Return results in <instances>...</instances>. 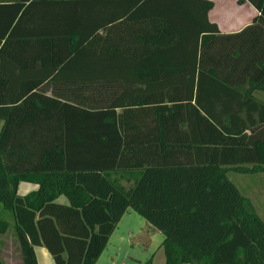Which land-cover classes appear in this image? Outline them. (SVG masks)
Masks as SVG:
<instances>
[{
	"label": "trees",
	"instance_id": "obj_1",
	"mask_svg": "<svg viewBox=\"0 0 264 264\" xmlns=\"http://www.w3.org/2000/svg\"><path fill=\"white\" fill-rule=\"evenodd\" d=\"M244 2L257 17L222 34L209 0H0L18 264L35 247L95 264L127 210L161 233L165 264H264V222L227 177L264 172V0Z\"/></svg>",
	"mask_w": 264,
	"mask_h": 264
},
{
	"label": "rangeland",
	"instance_id": "obj_2",
	"mask_svg": "<svg viewBox=\"0 0 264 264\" xmlns=\"http://www.w3.org/2000/svg\"><path fill=\"white\" fill-rule=\"evenodd\" d=\"M254 97L264 103V94L262 92L255 93ZM227 177L245 198L247 204L264 222V172L249 175L232 172ZM1 210L0 207V218L8 221V229L5 234L0 235V254L8 258V255L11 254L10 249H8V241L11 242L13 247H16L13 218L9 211ZM127 212L115 230L107 253L116 255L119 260L118 264H121L120 262L124 264H145L149 259L151 264H165L162 249L159 248L163 241L161 233L155 230L147 234L146 228H148L149 224L132 210ZM137 232L140 233L138 236H136ZM127 233H131L132 238H129ZM4 244L7 245L4 246ZM3 257L0 259L3 260Z\"/></svg>",
	"mask_w": 264,
	"mask_h": 264
},
{
	"label": "crops",
	"instance_id": "obj_3",
	"mask_svg": "<svg viewBox=\"0 0 264 264\" xmlns=\"http://www.w3.org/2000/svg\"><path fill=\"white\" fill-rule=\"evenodd\" d=\"M209 1L212 2L213 8L208 14V20L211 23L215 24L218 31L222 34L239 33L244 28L250 26L253 20L258 15L256 10L252 6H250L247 2L239 3L240 0H209ZM262 94H264V92H262ZM18 189H17L18 195L26 196L27 194L36 191L37 187L22 182L20 183V185H18ZM58 202L65 204L66 200L63 197H60L58 199ZM127 211L123 215V217L128 213ZM123 217L117 224L115 230L117 229L118 225L121 223ZM115 230L108 239V243L105 249L103 250V252L101 253L100 257L98 258L95 264H118L119 262L118 257L116 255L107 253L108 246L111 245L110 243L112 241V237L115 233ZM153 231L155 230L150 226L146 228L147 234H149V232L152 233ZM127 234L129 238H132L131 233H127ZM139 234L140 233L137 232L136 236H138ZM7 244H8V249H10L11 251V254L8 255V258L3 257L0 254V258L3 257L2 261L5 264H18V259L16 257L17 255L15 253L16 252L15 246L13 247L10 241H8ZM7 244H4V246ZM34 254L37 264H54L52 257L44 247H35ZM120 263L124 264L122 262Z\"/></svg>",
	"mask_w": 264,
	"mask_h": 264
}]
</instances>
